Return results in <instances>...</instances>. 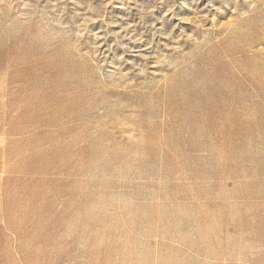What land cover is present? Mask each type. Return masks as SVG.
<instances>
[{
  "label": "rangeland",
  "instance_id": "rangeland-1",
  "mask_svg": "<svg viewBox=\"0 0 264 264\" xmlns=\"http://www.w3.org/2000/svg\"><path fill=\"white\" fill-rule=\"evenodd\" d=\"M0 264H264V0H0Z\"/></svg>",
  "mask_w": 264,
  "mask_h": 264
}]
</instances>
